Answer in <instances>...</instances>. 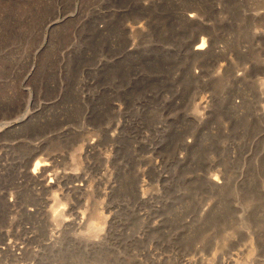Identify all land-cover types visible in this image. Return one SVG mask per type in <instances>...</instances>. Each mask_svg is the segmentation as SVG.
Returning <instances> with one entry per match:
<instances>
[{
    "label": "rangeland",
    "instance_id": "obj_1",
    "mask_svg": "<svg viewBox=\"0 0 264 264\" xmlns=\"http://www.w3.org/2000/svg\"><path fill=\"white\" fill-rule=\"evenodd\" d=\"M0 264H264V0H0Z\"/></svg>",
    "mask_w": 264,
    "mask_h": 264
},
{
    "label": "bare ground",
    "instance_id": "obj_2",
    "mask_svg": "<svg viewBox=\"0 0 264 264\" xmlns=\"http://www.w3.org/2000/svg\"><path fill=\"white\" fill-rule=\"evenodd\" d=\"M191 11V10H190ZM198 12H193V11H191V12H189V18L190 19H196L197 17H198V14H197ZM205 33V32H204ZM203 35V34H202ZM194 47H193V50H194V53L195 54H197V55H203L204 53H206V52H209V47H211V45H212V39L211 38H208V36L207 37H204V36H202V37H199V36H197L195 39H194ZM223 66V65H222ZM203 98V97H202ZM204 98H206V97H204ZM205 102V100H201V103L203 104ZM101 143V140L99 139V138H87V139H85V141H82L80 144H79V147H81V149H85V148H96L97 147V145H99ZM85 147V148H84ZM36 156V153H33V155H32V158H31V160L29 161L30 163L32 162V159H33V157H35ZM50 163L49 162H45L44 160H42V159H40V158H37L34 162H33V169H32V171H33V173L34 172H39V169H43V166H48ZM215 177L213 178V176H212V179L215 181V182H217V183H220L221 181V179L219 178L218 179V177H216V175H214ZM220 177V176H219ZM145 192V191H144ZM143 192V193H144ZM62 209V208H61ZM54 210V209H53ZM64 210H65V207H64ZM56 211V210H55ZM64 213V212H63ZM63 213H60V214H62L63 215ZM104 214H105V212H104ZM109 214V213H108ZM103 215V214H102ZM56 217H57V212H53V218H55L56 219ZM104 216H102V218H103ZM106 217V216H105ZM104 217V218H105ZM106 219H108L109 220V215L107 216V218ZM106 221V220H105ZM92 223V221H90L89 222V224H91ZM107 223V222H106ZM93 224V223H92ZM91 224V225H92ZM102 227H104V226H102Z\"/></svg>",
    "mask_w": 264,
    "mask_h": 264
}]
</instances>
